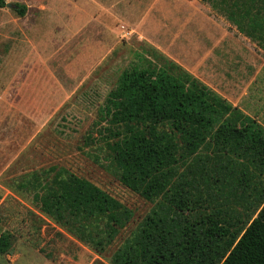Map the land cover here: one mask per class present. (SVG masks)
Segmentation results:
<instances>
[{
  "label": "trees",
  "instance_id": "trees-1",
  "mask_svg": "<svg viewBox=\"0 0 264 264\" xmlns=\"http://www.w3.org/2000/svg\"><path fill=\"white\" fill-rule=\"evenodd\" d=\"M200 2L264 51V0ZM83 144L153 204L109 264H264V127L175 62L154 50L138 57ZM25 184L40 213L98 254L133 218L64 168L34 173ZM11 248V235L2 233L0 255Z\"/></svg>",
  "mask_w": 264,
  "mask_h": 264
},
{
  "label": "rangeland",
  "instance_id": "rangeland-1",
  "mask_svg": "<svg viewBox=\"0 0 264 264\" xmlns=\"http://www.w3.org/2000/svg\"><path fill=\"white\" fill-rule=\"evenodd\" d=\"M4 1L26 11L0 8V235L12 240L0 264H109L148 214L153 204L121 185L83 144L120 75L141 55L154 50L175 62L264 127V51L199 0H138L152 5L149 17L86 20L64 16L65 0ZM165 14L179 25L162 29ZM54 166L132 211L103 253L40 213L25 181Z\"/></svg>",
  "mask_w": 264,
  "mask_h": 264
},
{
  "label": "crops",
  "instance_id": "crops-1",
  "mask_svg": "<svg viewBox=\"0 0 264 264\" xmlns=\"http://www.w3.org/2000/svg\"><path fill=\"white\" fill-rule=\"evenodd\" d=\"M66 7L63 8L64 16L69 17H84L94 18L101 16H117V17H149L152 14V5L137 4L138 0L134 2H127L128 0H65ZM112 1V2H111ZM126 1V3H124ZM200 1V0H199ZM111 2V4H110ZM150 7V8H149ZM162 29L167 26H178L179 23H172L167 14L161 19ZM160 26V27H161ZM160 29V31H163Z\"/></svg>",
  "mask_w": 264,
  "mask_h": 264
},
{
  "label": "water",
  "instance_id": "water-1",
  "mask_svg": "<svg viewBox=\"0 0 264 264\" xmlns=\"http://www.w3.org/2000/svg\"><path fill=\"white\" fill-rule=\"evenodd\" d=\"M6 8H15L13 4L5 3Z\"/></svg>",
  "mask_w": 264,
  "mask_h": 264
}]
</instances>
